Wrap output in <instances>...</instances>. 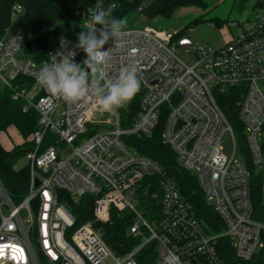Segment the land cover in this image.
Instances as JSON below:
<instances>
[{
	"label": "built area",
	"instance_id": "2783aa9c",
	"mask_svg": "<svg viewBox=\"0 0 264 264\" xmlns=\"http://www.w3.org/2000/svg\"><path fill=\"white\" fill-rule=\"evenodd\" d=\"M97 6L115 8L94 0L78 13L81 29ZM20 13L19 6L12 7L11 26L0 38V85L12 91L13 100L23 99V110L32 108L38 120L29 138L32 148L24 156L26 196L13 204L0 186V264H135L134 255L148 244L153 245V264H225L217 249L221 238L228 239L236 260L249 261L262 247L264 175L262 211L254 218L248 171L217 100L226 93L235 96L249 157L264 173V15L248 21L241 34L218 49L193 44L186 32L125 24L124 35L103 49L111 48L109 78H117L123 67H138L139 110L124 128L118 111L102 112L94 97L74 104L49 99L36 82L41 68L52 63L53 55L71 59V53L83 68L86 53L62 36L52 38L41 53H26L29 36L13 26ZM18 76L32 80L30 88L13 87ZM160 122L163 144L195 177L220 221L219 231L198 218L156 162L124 141L151 136ZM225 134L231 138L230 156L221 145ZM85 195L93 198V220L67 238L74 219L64 200L77 202ZM111 213L130 214L128 233L139 240L121 257L95 226L109 222Z\"/></svg>",
	"mask_w": 264,
	"mask_h": 264
},
{
	"label": "trees",
	"instance_id": "16d2710c",
	"mask_svg": "<svg viewBox=\"0 0 264 264\" xmlns=\"http://www.w3.org/2000/svg\"><path fill=\"white\" fill-rule=\"evenodd\" d=\"M94 0H0V38L5 30L10 27V14L13 6H19L21 13L17 16L13 26L25 31L29 36L25 52L37 54L43 52L52 38L62 36L78 43V34L83 30L79 27L78 13L81 10L90 8ZM114 4L112 15L115 18H122L125 22L129 16L144 15L147 20H168L174 11L180 7H194L200 10L207 8L206 0H150L142 5L145 0H106ZM142 5L141 11L137 8ZM209 22L214 25L222 24L217 18L204 20L202 16L193 19L188 25L176 32L182 35L186 28H191L198 23ZM32 85V80L18 76L12 82V86L18 91L28 89ZM12 91L6 87H0V133H4L9 128L16 130L22 139V143L13 146L10 150H5L0 145V186L4 189L13 204L20 203L27 194L28 168L24 164L21 168H16V164L24 159L26 153L31 150L32 142L29 138L37 128L38 115L32 109L23 110L25 101L23 99L13 100ZM140 92L134 99L124 107L117 109L120 118V126L128 127L136 117L139 110ZM218 107L222 111L227 123L231 127L236 148L242 158L243 165L248 171V183L250 199L253 209V217L261 213L259 198V185L262 179V171L258 170L249 157L244 141L242 127L237 119L236 98L231 93L222 95L217 100ZM124 141L139 154L156 162L166 177L171 179L176 185L181 196L191 204L199 219L217 232L221 229L220 221L212 209L205 203L202 192L197 186L195 177L184 170L179 164L176 156L163 144L161 140V122L149 137L130 136ZM264 152V145H262ZM58 194H63L58 191ZM62 201V200H60ZM69 209L70 215L74 219L69 233L78 226L91 222L93 198L85 195L77 202L70 199L64 200ZM132 223L131 215L124 213L118 215L111 213L110 220L104 224H96L100 228L102 238L111 252L118 257L130 252L139 242L137 238L128 233ZM262 247L253 257L242 262L236 260L228 239L221 238L218 242V254L225 264H264V232L260 235ZM153 245L144 246L133 257L135 264H153Z\"/></svg>",
	"mask_w": 264,
	"mask_h": 264
},
{
	"label": "clouds",
	"instance_id": "9594fccd",
	"mask_svg": "<svg viewBox=\"0 0 264 264\" xmlns=\"http://www.w3.org/2000/svg\"><path fill=\"white\" fill-rule=\"evenodd\" d=\"M112 11L111 6H97L88 16L87 27L78 34L75 47L86 53L83 68L74 62L71 53V59L64 54L59 59L53 55L52 63L38 72L36 82L48 93L49 99L74 104L94 97L100 110L109 113L134 99L141 87L135 64L121 68L115 79L107 74L112 57L111 48L103 50L104 46L122 37L126 24L122 18L113 17ZM61 45L67 47L63 39Z\"/></svg>",
	"mask_w": 264,
	"mask_h": 264
},
{
	"label": "rangeland",
	"instance_id": "374dc122",
	"mask_svg": "<svg viewBox=\"0 0 264 264\" xmlns=\"http://www.w3.org/2000/svg\"><path fill=\"white\" fill-rule=\"evenodd\" d=\"M149 1L145 0L142 5L147 4ZM206 2L207 8L205 10L194 7H180L174 11L168 20L157 19L149 21L144 15L133 13V15L126 19V26L138 28L149 26L157 31L173 34L180 31L199 16H202L204 20L217 18L222 21V24L198 23L191 28H186V37L193 44L218 49L228 43L231 38L241 34L247 28L248 21L264 15V0H206ZM262 91H264V88H262ZM0 140L8 148L13 144L19 143L20 138L14 129H9L6 133L0 135ZM221 145L225 156H230L232 147L229 134L223 136ZM237 154L240 156L238 149ZM24 164L25 160L21 159L15 167L21 168Z\"/></svg>",
	"mask_w": 264,
	"mask_h": 264
},
{
	"label": "crops",
	"instance_id": "0c3cea01",
	"mask_svg": "<svg viewBox=\"0 0 264 264\" xmlns=\"http://www.w3.org/2000/svg\"><path fill=\"white\" fill-rule=\"evenodd\" d=\"M9 129H13V128H9ZM9 129H7V130H9ZM14 131L16 132V130L14 129ZM4 133H6V132H4ZM17 133V132H16ZM3 133H0V135H2ZM17 135H18V133H17ZM19 136V135H18ZM19 138H20V141H19V143H17V144H13L12 146H10V147H8V148H6L5 146H4V144H2V140H0V145L2 146V148L3 149H5V150H10L13 146H15V145H18V144H20L21 142H22V139H21V137L19 136Z\"/></svg>",
	"mask_w": 264,
	"mask_h": 264
}]
</instances>
